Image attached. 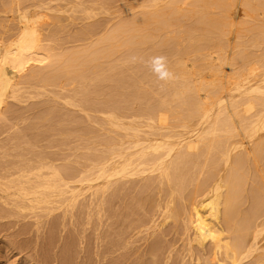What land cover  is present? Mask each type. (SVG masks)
<instances>
[{"label": "rangeland", "instance_id": "rangeland-1", "mask_svg": "<svg viewBox=\"0 0 264 264\" xmlns=\"http://www.w3.org/2000/svg\"><path fill=\"white\" fill-rule=\"evenodd\" d=\"M13 1L0 0V36L5 39L11 37L19 29L18 20L16 19L15 14L10 13L12 7H10L11 11L8 9L9 5H13H11ZM75 1L76 0L68 1L70 4L68 2H61V0H19L20 3L22 2L21 4L18 2L19 7L21 6L22 10H25L29 5L27 8L28 10H26L30 15L33 14L36 20L38 19L37 26L40 28V31L42 30L41 32H43L45 36L44 45H47L45 47L47 49H54L52 52L55 53V56L52 55L54 56L52 57L53 60L44 64V66L47 65L48 67H36V70H56L64 76L57 80V82L50 83V85L42 83L40 80L39 83V81L36 80L33 82L34 86L32 89L30 87V89H27L29 91L26 90L23 101L10 98L8 99L9 105H3V108L5 106L6 108H4L5 113L3 112L0 115V165H6L9 162H19V160L23 161L29 157H33L35 153L45 155L48 153V156H52L58 160L56 163L60 167L73 165L74 167L77 166L76 168H80L89 165L95 158L100 160L106 159L112 153V150L115 151V149L120 146L122 143L121 139L124 140L121 144V146L124 147L126 142L131 140L130 138L132 137H130V134H133L132 132H134L136 128L141 132L142 136L143 133L146 132L143 137H148L149 140L145 141L147 142L145 145L150 144L151 140L156 139L169 144L178 143L182 140L184 141V139L185 141L194 139L200 131L206 129L205 126L209 125L210 122H214L210 124V126H213L212 128H214V125L216 124L217 128L215 127V129H217V136L216 134V137L209 134L211 136L207 135L209 139L225 138L224 136L229 138L232 134L234 138H231V140L234 139L233 141L246 139H243L242 136L238 135L235 137L234 135L242 133L243 130L245 131L246 128H243L242 126L248 124L247 122H250L249 120H251L248 125L244 126L249 127L255 118L260 116L257 115L258 112H261L259 114H262V109L264 108L263 104L258 102L260 104L259 106V104L256 103L258 99L256 101L253 100V102L255 101L254 105H257H255V107L254 105L252 106L254 107V110L252 111H250L251 108L248 107L249 103H247L250 101L248 99L252 100L261 96H263L264 99V88L260 89L259 93L257 91V93L255 92L254 94L248 95V97L247 95H243V93L247 92V88L252 86L256 87L258 84H264V25H262L264 24V20H262L264 18V6L262 7V5L257 4L258 0L254 1V3H252L253 0H250V3H247L245 0L236 1V4H234L235 7L234 5L232 7V14L228 13L229 15H226L225 22H228L229 24L223 22L217 29H213L211 32L210 29L201 30L199 26H195L200 16H196V11L186 10L188 15L184 18L187 21L183 19V22L182 19V21L179 19V23L176 18H171L168 21V25L164 26L161 30L158 29L160 25L157 24L158 30L156 32L158 33L148 41V44H143L144 46L137 47L135 45L129 48H125L124 46V49H118L114 54V57L108 58L109 60L107 58H102L101 56L98 58L95 56L88 58L90 60L94 59L93 62L89 60L94 65L92 68H83V64L84 62H87V60L84 61V59H77V61L74 59V62H72L69 58L84 52L91 51V53H95L96 50L99 49L100 44L101 46L102 44L104 45L102 38L111 36L110 34L113 29H115V33L116 31L119 33L123 21L125 22L128 17L132 19L135 18L134 16H137L139 11L137 13V11L130 12V10L134 7L132 5H139L140 1L129 0V3L132 2V4L127 3L128 0H120V2L119 0H99L100 2L97 0L99 3H95L96 0H94V2L93 0L87 1V5L92 6L93 4V6L97 8L95 10L96 13L93 12L94 17L91 14H85L83 8L73 7L74 9H71L72 4H74ZM121 1H124V4H127V6L129 5L128 8H130V10L126 8V5L124 7ZM189 1L190 5H188L191 6L193 0ZM9 2L11 3L9 4ZM15 3L13 6H16ZM32 3L35 4L32 5ZM45 3H47V6H45ZM242 3L247 5L249 11L245 10L247 7ZM38 4L41 5L39 6L40 8L38 6H36L37 9L34 8V6ZM121 4L124 7L123 9ZM252 5H255L254 12ZM193 6L195 5L193 4ZM256 6L258 7V10L256 9ZM191 7H189V9H191ZM197 7L195 6L193 8L196 9ZM38 8L40 10L42 8L45 9L40 11ZM49 8L52 9L53 12L50 11ZM47 9L50 12L46 11ZM37 10L41 13L40 15ZM115 10L119 11V14H117V11ZM15 11L16 10L12 12ZM34 11L38 13L37 16H35L36 14ZM43 11L47 16L43 14ZM218 11L216 10V12ZM243 13L248 14L246 16V14ZM261 13L262 18L260 15ZM42 14L44 16L38 18V15L42 16ZM188 16H190V19ZM229 16H231V19L233 17L234 20H232L233 22L235 21L234 23L230 24L232 20L229 19L228 21ZM254 19L255 21H260L255 22L253 21ZM172 20L175 21V24ZM242 20H247L246 22L250 24L248 25L245 23L244 26V21L242 22ZM237 21H240L241 23ZM252 21L256 24H251ZM171 22L174 24L173 26L175 28L172 27ZM176 22L179 24L178 26ZM237 23H239V25ZM225 24L228 26H225ZM153 25L154 24H150V27L152 28ZM191 26L193 28L196 27L194 34H190L186 31V28ZM154 27H156V24ZM165 27L172 28L165 29ZM231 28H233L232 31ZM143 29L144 32L146 31L145 33H147L145 28L140 29L137 33H139V35L145 34L142 32ZM237 30L238 32H236ZM87 33L92 35H88ZM115 33L112 35H115ZM161 38L162 40H165L167 45H165L166 43H164V41L162 42ZM118 40H120V38ZM99 42L100 44H97ZM91 43H95L97 47H91ZM163 45L165 47H163ZM234 52H236V54ZM156 56H164L167 58L166 67L174 74L175 79L169 81L158 79L156 73L148 63L152 57ZM233 56L237 57L236 61L238 60L241 67H244V69L238 67L239 63L238 65L237 63H233V66L231 61L234 60L235 62L236 58ZM132 57H136L135 62H132ZM222 57H224V59L229 57L230 59L227 58L224 60ZM240 57H245L244 60H247L248 58L250 59L245 62L242 60L243 58L241 59ZM217 58L219 60H217ZM251 58H253L254 61ZM240 59L244 64L243 62H240ZM257 59L259 62L263 61L262 64H260L261 62L259 63ZM180 62L184 63L182 64ZM219 62H223L222 65H224L225 68L221 65L222 68L220 67L221 69H219L221 64ZM235 65H237V67ZM256 65L259 66V68ZM80 66H82V68H80ZM246 67L247 69L245 71ZM252 67H257L261 71L257 68H254V70L251 69V71L250 68ZM76 69L77 72L74 71ZM248 69L250 72H247ZM256 69L257 71L255 72ZM185 70H187L188 73ZM225 70L229 72L227 73ZM236 70H241V72H243L242 74L239 71L241 77L238 76L240 74H238V72L236 73ZM213 71H215V75ZM223 71H225V73H223ZM253 71L255 73H253ZM29 73L22 77L24 79L20 78V80L28 81ZM185 73L186 76L184 77L183 75H185ZM244 73L246 75L245 77ZM248 73H250V75ZM232 74L236 75L238 78H231ZM252 74L255 75L252 76ZM109 75L112 77L107 78ZM212 75L217 78L215 79L214 77H211ZM256 75L258 76L255 78V81L253 77ZM259 75L261 76V79ZM26 76L28 77L27 79ZM218 76H223L219 79V81L221 80V84L223 83L222 86L220 82L219 84H215L216 80L218 81ZM211 79L214 81V85L212 84ZM227 79L229 82L232 80L231 84ZM65 80L67 83H65ZM237 80H239L238 83L233 85ZM209 81H211V85ZM245 81L251 82L252 84L246 83ZM68 82L70 84L72 83V85ZM59 85L63 91L58 89ZM63 85L65 89H63ZM183 85L189 86L186 93L184 95L179 94L178 96H174V93L176 91L179 92V87L182 88ZM224 85L225 88H223ZM238 86L242 87L238 89ZM208 87H211L212 91H209ZM221 88H223V90L225 89V91H229L226 93L225 91L221 92L222 94L220 95L224 96V99H226L225 104L227 103V107L223 104L220 109L215 94H217L216 91L219 93ZM57 90L62 92V94L60 92V96L58 95ZM230 91H233L234 96L231 97L229 95ZM261 91L263 95L260 94ZM54 94H57L58 96L54 97ZM243 96L246 97L245 100H243ZM68 97L72 98L68 99ZM211 97L215 99H212L214 102L210 101ZM236 98H238V100H235ZM64 99L65 101L67 99L71 105H67L68 101H66L65 104ZM206 99V103L210 104L208 107L212 115L209 121L204 119L202 111L197 115L193 114L195 108L202 105L201 101L204 100L205 102ZM234 101H236V104ZM242 102L245 103L241 106V104H243ZM237 103H240V106L237 105ZM231 104L238 106L240 112L236 106L235 109ZM245 107L250 109L249 112L246 108V113L249 112V114L244 112L247 116L242 113V110L245 109ZM225 109L227 110L226 112ZM223 110L224 112H222ZM236 110H238L239 113H237ZM99 111H104L105 114H101ZM219 112L221 115L223 114L225 122L223 121V118L221 119L223 116H219ZM228 112L229 115H227ZM232 112L236 114H233ZM163 113H167L165 114L167 119L165 115L162 117ZM112 114L120 116L121 121H123L122 124L124 130L128 129V132L127 130H125L126 132H121L122 136L118 135L119 132L117 131V126L111 123V121L107 119L108 117H106L111 115V117L114 118ZM159 114H161V117ZM225 115H227L228 118H230V116L233 117L232 120L230 118L229 120L231 121H229L225 118ZM147 116H150L152 118L150 120L153 121H147L149 120L147 119ZM239 116L241 117L240 119ZM161 118H164L165 120H162ZM216 119H219V121ZM136 120L141 123L136 122ZM166 120L171 121L168 124ZM183 121H185V123L189 122V124H184L185 127H182L180 124L181 122L184 123ZM174 122L177 124L175 125ZM140 124H142V126H140ZM192 124L193 126L195 125L194 128L191 127ZM166 125L169 126L166 127ZM177 125L180 128L177 127ZM186 125L189 130L186 128ZM172 126H176V128ZM233 127L237 130L234 129L235 133H232L228 137L227 134L229 132L226 131L231 130ZM207 128L209 129L210 127L207 126ZM218 128L220 132L218 131ZM167 129L170 131L166 132ZM150 130L152 131L150 132ZM169 132H171L170 135ZM263 132L264 130L262 133ZM156 133H158V135ZM152 134H155L156 137L155 135L152 136ZM165 134L166 136H164ZM123 135L124 137H127L128 135L129 138H124ZM120 137L123 138L120 139ZM206 141L207 142L204 141L206 143L204 144L207 146L209 144L208 138H206ZM116 142L117 144L115 145ZM256 143L257 142H252L251 144L247 139L244 141L246 148L252 147V145L256 148ZM263 143L260 144L258 150L256 148V158L245 160V164L243 163L240 165L242 169H239V166L237 167V170L234 169L233 171L225 172V159L220 148L215 147V145H210L208 147L203 146L199 155L195 156L190 164H184L182 170L180 169L179 171H176V169L173 168L171 175L172 179L169 182L166 179H160L156 175L157 173L155 174L157 178L152 183H146L142 176L139 175L132 176L129 179H122L121 181L114 183L116 185L113 186L112 184L107 189V196H110L114 191L113 193H116V197L112 204L111 202L106 204L102 218L98 216V209L95 207L92 208L90 206L89 209L86 208L85 205L89 203L86 201L94 197L91 192L86 193L80 197V200L77 202L74 212L78 218L77 221L75 219L74 225L68 220L70 214H68L66 223H63V218H60L59 216L63 213L62 211L55 214V216L57 215V224L54 223L52 225L51 223L54 217L50 218L51 222L48 218L44 217L42 218L40 225H37V218L44 215V213L41 212V209H27L21 211L19 209H13L10 206L2 205L1 201L0 264H198V258H201L199 264H232L231 260L227 258L226 250L224 248L223 251L221 250L218 259H214V243L210 239L205 241L204 249H202L197 241L194 240V243L192 242L191 244L193 249V255L191 256L188 248L190 247L189 238L193 234L189 225V214L193 201L192 198L196 197V193H199L197 194L198 196L196 199H200L201 194L214 185L216 180L219 179L221 173V176L225 175L222 177L223 182L221 184V208L222 212H224L226 198H230L234 202V212L231 216V221H229L228 224H223L225 229L223 237L225 238V242H231L232 245L234 244L238 247V251L240 252L243 249V244L247 245L253 239L257 226L263 225L264 223ZM200 145H203V142ZM182 149L183 148H178L177 152H184L185 150L183 149V151ZM239 150L243 152L245 149L242 148ZM32 152L35 153L32 154ZM237 154L239 155V153L235 152L234 156ZM97 168L99 167L94 168L96 172L92 169L90 174H92V172L93 175H96V173L98 174L99 169ZM1 180L2 179L0 178V182H5ZM124 184L126 185L125 187ZM199 185L200 190L197 192L196 189ZM84 199L86 200L84 201ZM166 199L168 202H174L170 211H166L167 214L164 212L167 203ZM160 207L162 210H160ZM168 217L169 219H167ZM96 232H98V234ZM263 245L264 233L261 236L260 242V246ZM259 263L264 264L263 247L255 253L248 255L242 264Z\"/></svg>", "mask_w": 264, "mask_h": 264}, {"label": "bare ground", "instance_id": "bare-ground-1", "mask_svg": "<svg viewBox=\"0 0 264 264\" xmlns=\"http://www.w3.org/2000/svg\"><path fill=\"white\" fill-rule=\"evenodd\" d=\"M56 1H60V0H56ZM68 1H71V0H61V2H68ZM87 1H90V0H79V1L76 0L74 2V4H72L71 9L83 8V11H84L85 14H87V15L91 14L94 17V13L93 12H95V10L97 8L95 6H93V4H92V6L91 5L90 6L87 5L86 4ZM98 1L96 0L95 3H97ZM125 1H127V0H125ZM130 1H132V0H130ZM139 1H140V4L139 5H132L134 7L131 10H130V8H128L129 5L127 6V4H124V1H121L123 3L124 7H125V5L127 6L126 8H128L130 10V12H134V11L136 12L137 11V13H138V11H139L137 16H134L135 18L130 19L126 15L128 17V19L125 22L123 21V24H121V30L122 31L120 30L119 33H117V31H116V33H117L116 34L114 32L115 29H113L112 33L110 34L111 36L102 38L103 41H104V45L102 44V46H101L100 42L97 43V44H100L99 45L100 47H99L98 50H96L95 53H91V51L90 52L79 53V54H76L74 56H71L72 58H69L70 61L74 62V59H76V60L77 59H79V60L80 59H82V60L84 59V61L87 60V62H88L90 60L88 58H90L92 56H95L96 58L101 56L102 58H105V59L107 58L108 59V58L114 57V54L117 52L118 49H124L123 48L124 46H125V48L126 47L129 48V47H132V46H135V45L137 47H140V46H142L145 43L148 44V41H150L153 38V36H155L158 33V32H156L158 29L161 30L164 26L168 25L169 19H171V18L175 19L176 18L177 21L179 19L180 20L181 19L182 20L185 19L184 17H186L188 15V12H186V10L196 11V13H197L196 16H200V18H198L199 20H198V22H196L195 26H199L201 28V30L202 29H206V30L210 29V32H211V30L217 29L220 24L225 22L226 15L228 13L232 14V7H233L234 4H236V1H238V0H193L192 3H191L192 7L189 6L190 5L189 4L190 3L189 0H139ZM245 1L247 3L251 2L250 0H245ZM245 1H243V2H245ZM254 1H256V0H253L252 3H254ZM13 2L14 3L16 2L15 3L16 6H13L14 5ZM13 2L12 3L9 2V4L11 3V5L12 4L13 5L12 6L9 5L8 6L9 8L8 7L7 8L10 10L11 9L10 7H12V9H11L12 11L16 10L15 12H12L10 10L11 11L10 13H12V14L14 13L15 14L16 19L18 20V26H19L18 28L19 29L17 28L18 30L16 31V33L13 34V35L11 34L12 36L9 37V38L7 37V39H5L4 37L0 36V115L4 112V108H6V106L9 105L8 104V99H10V98L13 99L14 98V99L23 101V99L25 97L24 95L26 94V90L28 88L30 89V87L32 89V87L34 86L33 85L34 81H36V80L39 81L40 80L42 83L50 85V83L51 84L55 83V82H57V80L62 78V76H64L62 73H58L56 70H53V71H47V70L45 71V69L44 70L41 69L40 71H39V69L36 70V67L40 68L42 66V68H43V66H44V64L46 62H48V61L50 62V61L53 60L52 57L55 56L54 55L55 53H52V52H53L54 49H52V48L51 49H47L45 47V46H47V45H44V43H45L44 37L45 36H44L43 32H41L42 30L40 31V28L37 26V22H38L37 20L38 19L36 20V18L33 16V14L31 13L32 15H30L29 12L27 11L28 10L27 8L29 7V5L26 8L27 10L26 9L22 10L21 6L19 7V3H20L19 0H16V1H13ZM22 2H24V1H22ZM93 2H94V0H93ZM119 2H120V0H119ZM47 3H45V6H47L46 5ZM127 3H129V0H128ZM33 4H35V3H32V5ZM53 4H52V9H53ZM129 4H132V2H130ZM193 4L196 7L197 6L198 7L196 9L193 8V7H195V6H193ZM257 4L262 5V7H263L264 6V0H258ZM243 5H245V4H243ZM36 6L39 7L41 5H39V4L35 5L34 8H36ZM45 6H43V7H45ZM121 6H122V4H121ZM245 6L247 7V5H245ZM13 7H14V10H13ZM15 7H16V9H15ZM48 7H49V5H48ZM124 7L122 6V9ZM189 7H191V9H189ZM234 7H235V5H234ZM252 7H253V12H254L255 11L254 10L255 5L254 6L252 5ZM262 7H261V9H262ZM240 8H242V7H240ZM257 8L258 7L256 6V9ZM52 9H50V11H52ZM122 9H118V10H122ZM128 9H127V11H128ZM216 10L217 11L219 10L220 12L219 11L216 12ZM245 10L249 11L248 7ZM263 10H264V8H263ZM46 11H49V10L47 9ZM115 11H117V10H115ZM190 11H189V14H190ZM259 11H261V10H259ZM31 12H33V11H31ZM37 12H39V11L37 10ZM118 12L119 11H117V14H119ZM128 12H126V13H128ZM121 13H122V11H121ZM35 14H36L35 16H37L38 13L35 12ZM40 14L41 13L39 12V15ZM43 14L45 15L46 13L43 11ZM43 14H42V16L38 15V18H40V17L42 18L44 16ZM239 14H240V12H239ZM243 14H246V16H247L248 13H243ZM120 15H122V14H120ZM133 15H135V14H133ZM260 15H261V18H262V13ZM45 16H47V15H45ZM123 16H124V14H123ZM189 17L190 16H188V18ZM230 17L231 16L228 17V21H229V19L230 20L233 19V17H232V19ZM57 18H59V17H57ZM261 18H259V19H261ZM255 19L253 21H255ZM233 20L231 21L230 24L235 22V21L233 22ZM262 20H264V18ZM172 21H174V20H172ZM243 21L244 20H242V22ZM246 21H244V24L242 23L244 26H245V23H247L248 25L250 24V23H248ZM253 21H252L251 24L255 25L256 24L255 22H259L260 20L259 21L256 20L255 22H253ZM183 22H184V20H183ZM237 22L241 23L240 21H237ZM225 23H228V22H225ZM239 23H237V24L239 25ZM150 24H154V25L156 24V27H154V25H153V27L151 28ZM157 24L160 25L161 28L159 27L157 29ZM174 24H175V21H174ZM174 24L172 23V27L173 28H175L173 26ZM176 24H177V22H176ZM178 25L179 24H177V26ZM262 25H264V24H262ZM225 26H228V25L225 24ZM241 26H239V27H241ZM244 26H242V27H244ZM258 26H259V24H258ZM172 27H170V28H172ZM236 27H238V26H236ZM236 27H234V28H236ZM118 28H119V26H118ZM118 28H116V29H118ZM142 28H145V30H147V33H145L146 31L144 32V29H143L142 32L145 33V34L139 35V33H137V31L139 32L140 29H142ZM166 28H169V27H165V29ZM200 28H199V30H200ZM257 28H261V27H257ZM92 29H94V28H92ZM195 29H196V27L193 28L191 26L189 28H186V31H188L190 34H194ZM232 29L233 28H231V31H232ZM240 30H242V29H240ZM231 31H230V33H231ZM236 32H238V30ZM98 33H100V32H98ZM114 33H115V35H112ZM88 35H92V34H88ZM125 37H127V38H125ZM119 38H120V40H118ZM121 38H123V39H121ZM161 40H162V38H161ZM163 41H164V43H166L165 40H162V42ZM168 42H169V40H168ZM236 42H237V40H236ZM234 44H236V43H234ZM165 45H167V43ZM93 46L97 47V45L95 43L91 45V47H93ZM163 47H165V46L163 45ZM231 48H232V46H231ZM229 49H230V47H229ZM234 53L236 54V52H234ZM52 55H54V56H52ZM56 56H57V54H56ZM247 56H249V55H247ZM250 56H251V54H250ZM224 57H222V58L224 59ZM233 57H236V56H233ZM227 58L230 59L229 57H227ZM227 58H225L224 60H226ZM242 58L241 59L244 60L245 57H242ZM212 59H213V57H212ZM236 59H237V57L235 58V62H234V60H232V61L230 60L232 62V64L233 63L234 64L237 63V65H238L239 62H238V60L236 61ZM241 59H240V62H243ZM249 59L250 58H248L247 60H249ZM251 59H253V58H251ZM217 60H219V59L217 58ZM247 60H244V61L246 62ZM90 61L93 62L94 59L90 60ZM90 61L88 63L84 62L83 68H92L94 65ZM214 61H215V59H214ZM253 61H254V59H253ZM257 61H258V59H257ZM257 61H256V63H257ZM223 62H219V63H221L220 66L218 65L219 69H221L222 67L225 68L224 65H222ZM262 62L260 64H262ZM69 63H71V62H69ZM177 63H179V62H177ZM180 63H182V62H180ZM226 63H227V61H226ZM249 63H250V61H249ZM234 64H233V66H234ZM243 64H244V62H243ZM221 65H222V67H221ZM237 65H235V66L237 67ZM239 65H238V67L240 68L241 64L239 63ZM247 65H248V63H247ZM45 66H47V65H45ZM45 66H44V68H45ZM251 66H252V63H251ZM263 66H264V64H263ZM226 67H228V66H226ZM257 67L259 68V66H257ZM257 67H254V68H257ZM80 68H82V66H80ZM254 68L252 67V68H250V70L251 69L254 70ZM261 68H263V67H261ZM242 69H244V67ZM246 69H247V67L245 68V71H246ZM257 69L255 70V72L257 71ZM232 70H230V71H232ZM241 70H238V71L236 70V73L238 72V74H240ZM250 70L248 69L247 72L248 71L250 72ZM258 70H260V69H258ZM74 71L77 72V69L74 70ZM185 71L187 72V70H185ZM225 71H223V73H225ZM213 72H214V75H215L216 74L215 71H213ZM255 72L253 71V73H255ZM27 73H29L28 77H29L30 81L26 80L28 78L27 76H26V79H25L26 81L20 80V78H22L25 75H27ZM230 73H229V75H230ZM233 73H235V72H233ZM241 73L243 74V72H241ZM245 73H244V77L246 76ZM183 74H184V72H183ZM248 74L250 75V73H248ZM253 75H255V74H252V76ZM183 76L185 77L186 73ZM223 76H224V74H223ZM238 76L241 77V74L238 75ZM257 76L258 75L253 77V79L255 81H256L255 78H257ZM111 77L112 76H110V75L107 76V78H111ZM211 77H214V76L212 75ZM222 77H219L218 81L216 80L215 84H219V82L221 84V80L219 81V79L222 78ZM232 77H234L236 79L238 78L236 75H233V74H232L231 78ZM214 78L216 79L217 77H214ZM22 79H24V78H22ZM215 79H213V80H215ZM236 79H235V81H236ZM243 79H245V78H243ZM260 79H261V76H260ZM213 80H212V84L214 82ZM40 81H39V83H40ZM62 81H64V80H62ZM238 81L239 80H237V82H234L233 85L238 83ZM251 81H252V79H251ZM257 81H258V79H257ZM209 82H210V85H211V81H209ZM225 82H226V80H225ZM228 82H229V80H228ZM231 82H232V80L229 83L231 84ZM65 83H67L66 80H65ZM229 83H228V87H229ZM246 83L252 84L253 81H252V83L248 82V81ZM222 84H221V86H222ZM70 85H72V83ZM263 85L264 84H258V86H256V87H253V86L249 87V88H247V92L243 93V95H245V96L247 95V97H248V95L254 94L255 92L257 93V91L259 93L260 89L264 88ZM197 86H198V84H197ZM52 87H55V86H52ZM63 87H64V85H63ZM67 87H68V85H67ZM188 87L189 86H186V85H183L182 88L179 87V92L176 91L174 93V96H178L179 94L180 95H184L186 93V90H188ZM211 87H213V86H211ZM211 87L210 88L208 87L209 91L211 90ZM241 87L242 86H240L238 89H240ZM41 88H42V86H41ZM223 88H225V85H224ZM223 88H221L219 90L220 91L219 93H218V91H216L217 94H215L216 100L218 99L217 101L219 102L220 109H221V106H223V104H225V102H226V99H224V96L220 95V94H222L221 92L225 91V89L223 90ZM58 89H61L60 85L58 86ZM63 89H65V87ZM196 89H199V88H196ZM242 89H244V88H242ZM45 90H47V89H45ZM66 90H68V89H66ZM27 91H29V90H27ZM57 91H58V95L60 96V92L61 91H59V90H57ZM205 91H206V89H205ZM228 91H225V93L228 92ZM263 91H264V89H263ZM61 94H62V92H61ZM209 94H207V95H209ZM260 94L263 95L262 91H261ZM54 95H55L54 97L58 96L57 94H54ZM229 95L231 97L234 96L233 91H230ZM31 96H30V98H31ZM258 96H260V95H258ZM66 97H67V95H66ZM72 97H73V95H72ZM72 97H68V99L72 98ZM251 97H253V96H251ZM261 97H258V98L252 99V100L248 99L250 101H248V102L246 101V102L249 103L248 107L251 108V110L248 109V107H245V109H243L244 111L241 109L242 113H244V112L246 113L247 109H248V111L249 110L250 111L254 110L255 105H257L259 103L264 105L263 96H261ZM73 98L75 99V97H73ZM249 98H250V96H249ZM212 99L215 100L213 97H211L210 101L214 102ZM245 99H246V97H244L243 100H245ZM257 99H258V101H256ZM235 100H238V98H236ZM253 100H255L257 104L254 105L255 101L253 102ZM14 101H16V100H14ZM64 101H65V99H64ZM66 101H68V100L66 99ZM66 101H65V104H66ZM229 101H231V100H229ZM9 102H10V100H9ZM70 102H71V100H70ZM206 102H207V99H206L205 102H204V100L201 101L202 105L200 107L195 108V110L193 111V114L197 115L198 113H200L202 111L203 112L202 115H203L204 119L206 121H209V119L211 118L212 115H211V111L209 110V107H208V105L210 106V104L209 103L207 104ZM234 102L236 104V101H234ZM237 102H239V101H237ZM22 103H25V102H22ZM67 103H68L67 105L70 104L69 101ZM244 103L241 104V106L244 105ZM239 104L237 103V105H239ZM260 104H259V106H260ZM3 105H6V106L3 108ZM231 105L234 106L233 104H231ZM253 105H254V107H252ZM235 106H234V108H235ZM211 107H212V104H211ZM226 107H227V105H226ZM236 107L238 109V106H236ZM218 109H219V107H218ZM238 110H236L237 113L240 112V110H239V112H238ZM262 110L264 111V108ZM226 111L227 110L225 109V112ZM236 111H233V112H236ZM263 111H262V114H259L261 112H258V114L256 113L257 115H260V116L258 118H255V120L250 124L249 127L248 126L244 127V126L248 125L251 122V120H249L250 122H247L248 124H245L244 126H242L243 128H246L245 131L243 130L242 133H238V134L234 135L235 137L239 135V136H242L243 139L246 138L248 140V142H251V144H252V142L253 143L257 142L258 143V144L256 143L257 150H258L260 144L263 143V141H264V132L262 133V131L264 130V113H263ZM222 112H224V110ZM249 112L246 113V114H249ZM99 113L105 114L104 111H99ZM161 114H159L160 117H161ZM165 114H167V113H165ZM165 114L163 113L162 117H164ZM219 114H220V112H219ZM233 114H236V113H233ZM112 115L114 116V118H112L111 115L110 116H106V117H108L107 119L109 121H111V123H113L114 125L117 126V131L119 132L118 135L122 136L121 132L122 131L126 132L125 130H127V132H128V129L124 130V128H123V124H122L123 121H121V119H120L121 117L120 116H115L114 114H112ZM227 115H229V112H228ZM227 115H225L226 116L225 118H227L228 120L231 118V120H232L233 117L230 116V118H228ZM252 115H254V114H252ZM219 116H223V114L222 115L220 114ZM165 117L167 119L166 115H165ZM222 118L224 119V116L221 117V119ZM240 118L241 117L239 116V119ZM242 118H243V116H242ZM147 119H149L147 121H150V122L153 121V120L152 121L150 120V119H152L150 116H147ZM156 119H158V118H156ZM162 120H165V119L163 118ZM216 120L219 121V119H216ZM231 120H229V121H231ZM155 121L158 122L157 120H155ZM166 121H165V123H166ZM170 121L171 120L167 121V123L169 124ZM187 121H189V120H187ZM198 121H200V120H198ZM223 121L225 122V119ZM136 122H139V121L136 120ZM160 122H159V124H160ZM183 122L184 123L181 122V124H180L182 127L184 126V124H187V125L189 124V122H187V123H185V121H183ZM139 123H141V122H139ZM211 123H214V122H210L209 125H207L208 127H210L209 129L207 128V126H205L207 130L203 129L202 131L199 132V134L196 137L198 139L194 138V139H189V140H186V141L184 139V141L182 140V141H180L178 143H172V144H169L167 142L163 143L162 141H159L158 139H156V140H151L150 144L145 145V143H147L145 141L149 140L148 137H146V138L143 137L144 133H146V132H144L143 136H142L141 132L139 130H137V128H136L135 131L132 132L133 134H130L131 135L130 137H132V138H130L131 140L129 142H126V144L124 143L125 144L124 147L121 146V144L124 141L123 139H121V138L124 137V135H123V137H120L121 142H122L120 144L121 147L120 146L119 147L115 146L118 149L116 148L115 151L112 150V153L110 155L108 154L109 156L106 159L100 160L98 158H95V159H93L91 161V163L89 165H85V166L80 167V168H76L77 166L74 167L73 165H66V166L60 167L56 163L58 160H56V158H54L52 156L51 157L48 156L47 152H46L47 156L45 154H41L40 153L41 154L40 155L38 153L32 152V154L35 153L34 156L23 160L25 162H23L22 160L21 161L19 160V162H17V161L15 163H13V162L10 163L9 162L6 165H0V178L3 181H5V182H0V185H1L0 186V202L2 201V205L10 206L13 209H19L21 211H24V210H27V209H33V210L38 209V208L41 209V212H43L44 215H42L41 217L37 218V222H36L37 225H40V223L42 222V218H44V217L48 218L49 221L51 220L50 218L54 217L53 221L52 222L50 221L52 223V225H53L54 223H56V220H57V215L55 216V214L59 213L61 211L63 213L61 215H59V216H60V218H63V223H66V220L68 218V214H70L68 220H70L71 223L74 225L75 224V219L77 221V218H78V216L75 214L74 210L76 209L77 202L80 200V197H82L84 194L91 192V194L94 197L91 198L90 200L86 201V202H89V203L86 204L85 206H86L87 209H89L90 206L92 208L95 207L96 209H98V212H97L98 216L100 218H102L103 217L102 215H104L103 212L105 210L106 204H108L110 202L112 204L113 200H115L114 198L116 197L115 196L116 193H113L114 191L112 192V194L110 196H107L108 194H106L107 193V189L112 184L114 186V185H116L114 183H117V182L121 181L122 179H126V178L129 179L132 176H138V175L142 176L143 180L146 181V183L147 182L152 183L157 178L155 176L156 173H157L156 175L160 179H166L169 182L172 179L171 178L172 169L174 168V169H176V171H179L180 169L182 170L184 164H187V163L190 164L191 160L195 156L199 155V152L202 150L203 146L204 147H208L210 145H215V147L220 148V150L222 152V155H223V157L225 159V167H226L225 172L233 171L234 169L237 170L238 169L237 167L242 165L245 160H249L250 158H256V154H255L256 148H254L253 145H252V147L246 148L245 145H244V141L246 139L245 140H238L237 139L238 141H233L234 139L231 140V138H234L232 136L233 135L232 133H235L234 129H236L235 128L236 126L233 127L231 130H227L226 131V132H229L227 134L228 137H229V135L232 134L229 138H226L227 136H224L225 138L222 137L223 139L222 138H213V139L210 138L209 139V137H208V136H210L209 134L214 135V136L216 134V136H217V132H216L217 129H215L216 124L214 125L215 127L212 128L213 126H210ZM174 124L176 125L177 123L174 122ZM194 124H196V123H194ZM228 124H230V123H228ZM114 125H112V126H114ZM187 125H186V128L188 129ZM197 125H198V123H197ZM140 126H142V124H140ZM161 126H162V124H161ZM168 126L166 125V127H168ZM194 126L192 124L191 127L194 128ZM151 127H153V126H151ZM172 127L176 128V126H172ZM177 127H179V126L177 125ZM220 128H222V127H220ZM147 129H149V128H147ZM156 129H159V128H156ZM151 131L152 130H150V132ZM167 131H170V130L167 129L166 132ZM218 131H219V128H218ZM155 132H157V131H155ZM221 132H222V130H221ZM129 133H127V134H129ZM147 133H149V132H147ZM170 133L171 132H169V135H170ZM173 133H175V132H173ZM156 134L158 135V133H156ZM166 134L164 136H166ZM154 135L155 134H152V136H154ZM161 136H162V134H161ZM164 136H163V138H164ZM181 136H183V135H181ZM127 137L129 138L128 135H127ZM127 137H124V138H127ZM150 137H151V135H150ZM155 137H156V135H155ZM206 138H208V140H209L208 141L209 144L207 146L205 145L206 144L205 142H207ZM120 139H119V141H120ZM256 140H258V141H256ZM202 142H203V145H200V144H202ZM127 143H128V146H127ZM116 144H117V142L115 143V145ZM118 144H119V142H118ZM125 146H127V147H125ZM178 148H183L185 151L182 149L184 152H181V153H180V151L177 152ZM242 148L245 149L243 152H241V150H239V149H242ZM235 152L239 153V155L237 154L238 156L237 155L234 156ZM29 154H31V153H29ZM42 155H45V156H42ZM95 167H99V168H97V169H99L98 170V174L96 173V175L95 174L93 175V172H92V174H90L92 169H93V171L96 172V170H94ZM243 167H244V165H243ZM239 169H242L241 166L239 167ZM99 171H100V173H99ZM221 175H222V173H221ZM221 175H220V177L218 176L219 179L216 180V182L214 183V185H212V187H209V188L207 187L208 188L207 191H205L204 193L201 194V196H200L201 198L200 199H196V197L198 196L197 194H199V193H196V197L192 198L193 201H192L191 211H190V214H189V225H190V229L193 231V234L189 238L190 247L188 248V250H189V252H190V254L192 256L193 255V249L191 247L192 246L191 244H192V242L194 243V240H196L197 243L202 247V249H204L205 248V241L210 239L214 243V252H213L214 253V259H216V260L218 259L219 255L221 253V250L223 251V248H224L226 250L227 258H229L231 260L232 264H242L243 261L245 260V258L248 257V255H250L252 253H255L256 251H258L262 247L264 248V245L260 246L261 236L264 233L263 232L264 223H263V225H258L257 226V228L255 229V233L253 235L254 236L253 239L251 240V242L249 244H247V245L243 244V249L240 252L238 251V247H236L234 244L232 245L231 242H227V241L225 242V238L223 237L224 234H225V229L223 227V224L224 223L228 224L229 221H231L230 219H231V216L233 215V212H234V202H233L232 199L226 198L225 211L222 212V208H221V205H222V202H221V200H222V186H221V184L223 182V178L222 177H224L225 175L224 176H221ZM125 186L126 185L124 184V187ZM120 190H122V189H120ZM196 190H197V192H198V190H200V185L197 186ZM85 200L86 199H84V201ZM166 201H167V199H166ZM173 203L174 202H172V201H169V202L167 201L166 206H165V211H164L165 213H166V211H170ZM160 206H161V204H160ZM160 210H162L161 207H160ZM112 211H114V210H112ZM115 213H116V211H115ZM114 218H113V220H114ZM170 218H171V215H170ZM167 219H169V217ZM116 222H118V221H116ZM111 232H113V231H111ZM96 233L98 234V232H96ZM197 261H198V264H199V262L201 261V258H198ZM259 264H261V263H259Z\"/></svg>", "mask_w": 264, "mask_h": 264}, {"label": "clouds", "instance_id": "clouds-1", "mask_svg": "<svg viewBox=\"0 0 264 264\" xmlns=\"http://www.w3.org/2000/svg\"><path fill=\"white\" fill-rule=\"evenodd\" d=\"M132 62L136 61V57L131 58ZM149 65L152 67V70L156 73L158 79L163 81H169L175 79L174 74L169 71L166 67L167 58L164 56L152 57L148 61Z\"/></svg>", "mask_w": 264, "mask_h": 264}]
</instances>
